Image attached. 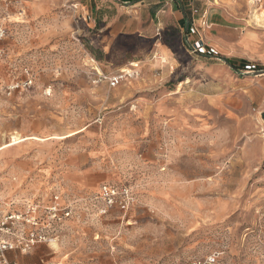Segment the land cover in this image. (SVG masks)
I'll return each instance as SVG.
<instances>
[{"label":"rangeland","instance_id":"1","mask_svg":"<svg viewBox=\"0 0 264 264\" xmlns=\"http://www.w3.org/2000/svg\"><path fill=\"white\" fill-rule=\"evenodd\" d=\"M148 1L0 0V211L72 212L13 262L264 264V0L197 3L209 59ZM105 183L132 209L105 212Z\"/></svg>","mask_w":264,"mask_h":264},{"label":"built area","instance_id":"2","mask_svg":"<svg viewBox=\"0 0 264 264\" xmlns=\"http://www.w3.org/2000/svg\"><path fill=\"white\" fill-rule=\"evenodd\" d=\"M180 3L194 2L195 0H174ZM195 15H199V10L193 7ZM210 27L207 19V13L201 16L200 27L195 26L193 23L188 26L186 43L190 47L191 53L203 56L213 57L218 56L215 48L206 46L201 40H194L193 36L199 34L201 28L206 29ZM7 31L0 26V40L7 37ZM6 54L0 50V62L5 61ZM258 68L256 65H245V71L248 73H256ZM129 75V74H128ZM26 79L23 82H17L12 90L29 89L32 87L31 77L29 71L26 72ZM126 77L124 74L119 76L110 77L108 83L111 88H117L121 81ZM98 199L102 201L105 212L112 210H119L122 213H127L134 206L136 199L132 190L127 186L118 187L116 185L105 183L100 187L98 192ZM1 201V200H0ZM60 198L56 196L51 207L45 211V219L40 215L38 205H29L27 207V214L12 212L2 213L0 211V264H20L14 263L10 260L9 254L16 253L17 251L27 254L34 250L37 244L46 243L52 244L55 242L56 237L51 233L54 225H59L60 222L68 219L72 212L70 209H61L59 206ZM216 257H209L203 262H196L194 264H216Z\"/></svg>","mask_w":264,"mask_h":264},{"label":"crops","instance_id":"3","mask_svg":"<svg viewBox=\"0 0 264 264\" xmlns=\"http://www.w3.org/2000/svg\"><path fill=\"white\" fill-rule=\"evenodd\" d=\"M200 1L201 0H195L194 2L189 1V2L180 3L174 0H149L148 1L149 9L147 10L153 18H158L161 13L168 12V13H171V15L173 14L177 27H179L183 31V33H185V35L187 36V30L190 24L193 23L195 26L200 27L201 16L203 14V11L201 10L199 15H195L193 11V7L197 8V6L199 5L197 3ZM204 13H207V19H209L210 17V22H211L212 27L215 26V29H216V27L218 28L220 26L219 19L217 18L219 17V15H217L216 13H210L209 10H207ZM208 28H210L209 30L212 29L211 27H208ZM205 30L206 29L201 28L199 30V34H197L196 36H193V39L201 40L207 47L208 46L213 47V44L209 43V38H208V34L210 31H205ZM186 36H185V43L187 39ZM190 54H191V51H190ZM204 58H207V57H204ZM0 200H1V197H0ZM10 254H9V258L11 260Z\"/></svg>","mask_w":264,"mask_h":264},{"label":"bare ground","instance_id":"4","mask_svg":"<svg viewBox=\"0 0 264 264\" xmlns=\"http://www.w3.org/2000/svg\"><path fill=\"white\" fill-rule=\"evenodd\" d=\"M252 2H255V1H252ZM261 19L264 21V14H263V12L261 14L255 13V15L253 17V20L259 24V21H261Z\"/></svg>","mask_w":264,"mask_h":264},{"label":"trees","instance_id":"5","mask_svg":"<svg viewBox=\"0 0 264 264\" xmlns=\"http://www.w3.org/2000/svg\"><path fill=\"white\" fill-rule=\"evenodd\" d=\"M225 62H228L229 64H231L233 67H235V69H240V70H242V71H245V65H240L239 67H237L236 66V64L234 63V62H232V61H230V60H227V61H225Z\"/></svg>","mask_w":264,"mask_h":264}]
</instances>
